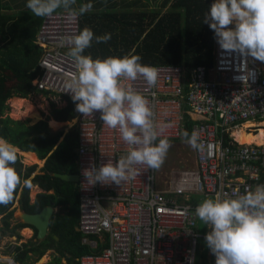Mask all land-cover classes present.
<instances>
[{"label":"built area","instance_id":"1","mask_svg":"<svg viewBox=\"0 0 264 264\" xmlns=\"http://www.w3.org/2000/svg\"><path fill=\"white\" fill-rule=\"evenodd\" d=\"M72 11L56 10L43 17L33 40L42 51L32 85L65 103L73 101L65 92V83L77 74L67 44L68 37L79 34V16H72ZM243 59L222 50L214 39L213 61L208 68L201 64L186 68L179 63H141L157 69L154 86L149 87L143 78H121L122 87L149 101L158 139H184L186 105L191 115L190 136L195 131L204 147L203 152L192 148L194 167L172 169L162 185L156 169L146 164L135 165V176L120 185L89 184L83 175L85 169L115 162L132 146L123 141L118 128L103 123L99 111L89 115L75 111V230L89 247L100 246L98 251L80 253L76 264H189L190 257L196 264L197 253L204 247L209 257L205 242L209 229L204 223L200 228L197 205L217 194L237 198L264 185V143H241L234 135L247 121H264V63L248 57V68L255 76L243 82L235 79L241 75L238 69ZM0 264L17 263L9 255L0 257ZM207 264H215L211 252Z\"/></svg>","mask_w":264,"mask_h":264},{"label":"trees","instance_id":"2","mask_svg":"<svg viewBox=\"0 0 264 264\" xmlns=\"http://www.w3.org/2000/svg\"><path fill=\"white\" fill-rule=\"evenodd\" d=\"M213 2L214 0H120L104 5L100 0H78L76 4L79 6L87 3L93 5L86 12L89 14H85L84 25L92 30L94 38L90 47L82 54L90 55L93 60H103L109 56L139 55V63H179L186 68L201 64L208 68L213 61L214 32L208 24L203 23V19ZM7 10L0 0V137L20 150L36 153L39 159L45 161L43 172L33 174L29 179L44 191L36 193L30 201L28 187L20 183L13 200L7 205L0 204V237L7 233L10 235L16 228L28 226L20 221H15L10 226L15 201L20 210L28 213L37 212L43 206L52 204L58 210L50 219L47 235L43 239L13 244L10 253L14 260L32 264L46 249L51 248L57 254L48 264H59L61 258H65L67 264H76V257L80 253L98 251L100 246L89 247L80 240L81 233L74 229L78 215L76 183L52 174L53 171L76 172L75 129L71 125L65 133L63 129L54 131L47 123L50 116L56 121L70 122L76 107L70 99H67L63 107L50 102V115L33 123H28V118L12 119L6 114L9 110L6 103L8 98H26L36 91L31 78L38 72L40 51L33 40L37 25L42 20H38L37 25L24 24L14 31L13 25L6 24L9 16L5 13ZM68 10H73L72 6ZM78 31L80 32V21ZM106 33L111 34V39L97 43L95 37ZM36 92L44 96L49 94L47 91ZM186 110L187 106L183 105L184 125L190 136L191 115ZM250 125L254 124L247 123L244 126ZM243 133V143H248L250 139L264 133V127L259 128L256 133L244 130ZM33 166L27 165L21 169L19 162L14 165L22 180L29 175ZM49 190L52 192H47ZM34 233L36 231L33 229V238Z\"/></svg>","mask_w":264,"mask_h":264},{"label":"clouds","instance_id":"3","mask_svg":"<svg viewBox=\"0 0 264 264\" xmlns=\"http://www.w3.org/2000/svg\"><path fill=\"white\" fill-rule=\"evenodd\" d=\"M73 4L75 0H27L26 7L35 16L43 18L50 17L61 7L71 9ZM92 7L91 3L82 4L78 12L72 11L71 15H82ZM203 23L213 30L222 50L244 58L238 69L241 75L235 79L245 82L254 77L255 72L248 68L247 58L264 63V0H214L204 15ZM93 38L94 33L87 27L78 35L68 37V55L74 60L77 74L65 83V92L70 93L77 112L89 115L99 111L103 123L109 128H118L123 141L132 146L125 157L115 162L109 160L83 172L91 185L97 182L120 185L129 176H135V165L146 164L151 169H159L170 147L166 139H160L157 143L158 134L147 98L131 88L122 87L120 83L121 78L133 81L143 78L152 87L157 82L158 71L139 63V55L109 56L103 60H93L90 55H83ZM95 39L97 43L107 42L111 34L106 33ZM182 136L192 148L204 151L195 131L191 136L185 131ZM16 161L15 146L0 137L2 205L13 200L21 183V177L13 167ZM24 184L31 187L28 181H24ZM195 216L208 226L205 242L215 256V264H264V185L237 198L228 193L206 198L195 208ZM210 252H207L209 258ZM9 255L12 256L11 253ZM197 255L198 260L200 252ZM202 258L203 264H207L206 252ZM193 259L189 258V264ZM14 262L22 264L16 260Z\"/></svg>","mask_w":264,"mask_h":264},{"label":"rangeland","instance_id":"4","mask_svg":"<svg viewBox=\"0 0 264 264\" xmlns=\"http://www.w3.org/2000/svg\"><path fill=\"white\" fill-rule=\"evenodd\" d=\"M60 9H62V8H60ZM77 10H78V8L76 9V11ZM85 14H89V13H84L82 15H78L79 21H80V31H82L85 28V25H84V19L86 17ZM230 27H232V26H230ZM204 32H205V30H204ZM214 39H215V35L213 37V43H214ZM15 99H16L17 105L14 103ZM15 99H13V97H11V99L7 100V103L10 106L9 107V114H10L11 118L18 119V120H23L25 118H28L29 119L28 123H32V122L37 121V120L45 119L46 118L45 116L47 115L46 113H49V111H50L49 110L50 109V102H54V101L58 102L60 100V98H58L52 94H50L49 96H44L43 94L38 93L36 91L30 93L26 98H23L25 100H21V98H15ZM18 99L21 100L22 102L18 103V101H19ZM51 121H55V120L53 119V120H50V122ZM52 123L53 122H51V124ZM58 124L59 125L57 127H59V128L61 127V129H63V131H65L71 127V125L73 124V119L70 122L63 121V122H61V124L60 123H58ZM253 124L254 125H250L247 127H245L243 124L238 128H242L244 130V132L256 133L259 128L264 127V121H256L255 120V122H253ZM53 126H56V125H53ZM59 128H55L52 130L56 131ZM242 129H238L237 131L234 132L235 136H236V134H240V138H237V136H236V139L238 141H240L241 143L244 142V133H243ZM159 140L160 139H158V142H159ZM250 140H249V142H250ZM168 142L170 144V147L166 153V156L164 158V162L159 169H156V171L158 172V183L159 184L161 183V185H162V180L164 178H167L169 172L172 169L191 168V167L195 166V162H194V158H193V149L185 141V139H181L180 141L179 140L178 141L177 140H168ZM24 157L27 159V161H32V162L38 161L32 155H26L25 154ZM34 193H36V191L31 189V187H30L29 195H28L29 199H32ZM13 206L15 208L13 213L16 214V212L20 209H19L18 204L16 202L13 203ZM57 209H58V207L54 208L55 211H57ZM202 225H203V222L200 221V225H199L200 228H202ZM25 230L29 231L28 229H24V232H23L22 238H21L22 240L26 239L27 234H29ZM204 244L205 243H203V245ZM0 245H2V244H0ZM12 247H13V245L7 243V245H4L3 248L0 247V252H7V248L11 249ZM205 249L206 248L204 247V250H202V252H200L202 257H205ZM8 254H10V253H8ZM56 254L57 253L54 252L53 249H47L37 260H34L32 264H48V262L52 258H54V256ZM202 257H200L197 260L198 264H203V258ZM59 264H67L65 258H61V262Z\"/></svg>","mask_w":264,"mask_h":264},{"label":"crops","instance_id":"5","mask_svg":"<svg viewBox=\"0 0 264 264\" xmlns=\"http://www.w3.org/2000/svg\"><path fill=\"white\" fill-rule=\"evenodd\" d=\"M78 0H75V4H73L72 5V8H73V10H76L77 8L79 9L80 8V6L79 5H77L76 4V2H77ZM118 1H120V0H100V2H102V3H104V5H106L108 2H118ZM26 4H27V0H2V6L4 7V8H7L8 10L5 12V13H8V21H6V24L7 25H13V29H14V31L15 30H18V29H20L21 27H22V25H24V24H31V25H33V24H36L37 25V21L38 20H41L42 19V17H37V16H35L34 14H32L31 13V11L26 7ZM170 4H171V2L169 3V5H167L166 7L168 8L169 6H170ZM102 7V6H101ZM166 7L163 9V13H164V11H165V9H166ZM63 9H65V8H63ZM39 25H40V23H39ZM39 25H37V31H38V27H39ZM37 31H36V34H37ZM34 37H36V36H34ZM213 46H214V44H213ZM40 54H41V51H40ZM38 66V65H37ZM37 74V73H36ZM36 91H38V90H36ZM39 93V92H38ZM48 96H49V94H48ZM13 97V99H15V98H21V100H25V99H23L22 97H16V96H12ZM8 99H11V97L10 98H8ZM7 99V100H8ZM7 100H6V103H7ZM55 102V104H56V106L57 107H63L64 105H66V103L64 102V101H62L61 99L57 102V101H54ZM14 103L17 105V102H16V99L14 100ZM7 105H8V103H7ZM9 106V105H8ZM10 107V106H9ZM16 109V108H15ZM50 110V109H49ZM10 118H11V116H10V114H9V110L7 111V113H6ZM47 115L46 116H48L49 114H50V111H49V113H46ZM45 116V117H46ZM13 119V118H12ZM50 120H53V118L50 116L49 117V119H48V121H47V123H48V126L51 128V129H55V128H59V127H57L58 125H56V126H53L52 124H51V122H55V123H59V121H51L50 122ZM34 122H36V121H34ZM248 122H250V123H253V122H251V121H248ZM248 122H246V123H248ZM33 123V122H32ZM60 124H61V122H60ZM245 124V123H244ZM59 129H61V127L59 128ZM58 129V130H59ZM68 130V129H67ZM67 130H65V131H63L64 133L67 131ZM55 131V130H54ZM235 138H236V136H235ZM16 148V147H15ZM16 152H17V161H16V163L15 164H17L18 162L20 163V168L21 169H23L25 166H27V165H34L33 166V169L30 171V173H29V175L25 178V179H21V184H23L24 183V181H28L29 183H30V185H31V189H33L34 191H36V193H38V192H42V191H44L43 189H41V187L40 186H38L37 184H34V183H32V182H30V177L33 175V174H36V173H42L43 172V168H42V166L44 165V161H45V159H39L38 157H37V155H36V153H34V152H32V151H23V150H20V149H18V148H16ZM21 153H31V154H29V155H32L34 158H36L38 161L37 162H32V161H27V159L24 157L25 156V154L24 155H22ZM13 167H14V165H13ZM53 174V173H52ZM29 189H30V187H28V195H29ZM47 192H52L51 190H49V191H47ZM36 193H34V195H36ZM33 195V196H34ZM29 197V196H28ZM32 199H33V197H32ZM32 199H29L30 201H32ZM16 202V201H15ZM13 206V205H12ZM55 208V207H54ZM15 209V208H14ZM58 210V209H57ZM54 212H56L55 210H54ZM53 212V213H54ZM14 213H12V219H10V226L15 222V221H18V220H16L15 218H14V215H13ZM27 225V224H26ZM76 225V224H75ZM0 226H2V222H1V215H0ZM29 226V225H28ZM28 226H24V227H22V228H16V229H14L13 231H12V233L9 235L8 233L7 234H4V235H2L1 237H0V244H2V245H0V247L1 248H3L4 247V245H7V243L8 244H11V245H13V244H17V243H21V241L22 242H24V241H27V240H36V233H34V238H33V228H30V227H28ZM24 229H28L29 231H27V230H25L26 232H28L29 234H27V237H26V239H24V240H22L21 238H22V234H23V232H24ZM74 229H75V226H74ZM34 231H36V230H34ZM48 233V232H47ZM47 235V234H46ZM46 251V250H45ZM8 252H11V249H9V248H7V252H0V257H2V258H5V257H9V254H7ZM208 259H209V257H207ZM67 263V262H66Z\"/></svg>","mask_w":264,"mask_h":264},{"label":"water","instance_id":"6","mask_svg":"<svg viewBox=\"0 0 264 264\" xmlns=\"http://www.w3.org/2000/svg\"><path fill=\"white\" fill-rule=\"evenodd\" d=\"M39 51H42V48L38 47ZM53 175L58 176L64 180H69V182H75L77 175L76 172H60L53 171ZM54 207L52 204L43 206L39 211L28 213L22 210H18L14 215V218L23 224L31 226L36 230V240L43 239L48 231L49 222L53 215Z\"/></svg>","mask_w":264,"mask_h":264},{"label":"bare ground","instance_id":"7","mask_svg":"<svg viewBox=\"0 0 264 264\" xmlns=\"http://www.w3.org/2000/svg\"><path fill=\"white\" fill-rule=\"evenodd\" d=\"M19 100V99H18ZM22 101L21 100H19L18 101V103H21ZM248 122V121H247ZM60 123V122H59ZM248 123H250V122H248ZM53 125H59L58 123H55V122H53L52 123ZM245 124H247V123H245ZM244 124V125H245ZM236 136H237V138H240V134H236ZM237 140V139H236ZM238 141V140H237ZM238 142H240V141H238ZM248 143H256V144H262V143H264V133H261V134H259L258 136H256V137H254L253 139H251L250 140V142H248Z\"/></svg>","mask_w":264,"mask_h":264}]
</instances>
